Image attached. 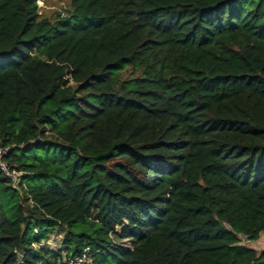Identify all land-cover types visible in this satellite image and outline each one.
Instances as JSON below:
<instances>
[{
    "label": "trees",
    "instance_id": "obj_1",
    "mask_svg": "<svg viewBox=\"0 0 264 264\" xmlns=\"http://www.w3.org/2000/svg\"><path fill=\"white\" fill-rule=\"evenodd\" d=\"M37 1L0 0V264H264V0Z\"/></svg>",
    "mask_w": 264,
    "mask_h": 264
},
{
    "label": "rangeland",
    "instance_id": "obj_2",
    "mask_svg": "<svg viewBox=\"0 0 264 264\" xmlns=\"http://www.w3.org/2000/svg\"><path fill=\"white\" fill-rule=\"evenodd\" d=\"M37 8L38 13L47 18H52L56 13H59L60 16H64L68 9V0H38ZM239 238L240 243L258 250L264 245V230L259 233L255 240H247L243 236H240ZM58 240L59 235L52 233L50 236V244L53 246V243Z\"/></svg>",
    "mask_w": 264,
    "mask_h": 264
},
{
    "label": "built area",
    "instance_id": "obj_3",
    "mask_svg": "<svg viewBox=\"0 0 264 264\" xmlns=\"http://www.w3.org/2000/svg\"><path fill=\"white\" fill-rule=\"evenodd\" d=\"M4 149L0 148V170L10 178L11 185L16 186L18 177L20 172L15 171L14 169L8 168L2 161V156L4 154ZM45 244L50 246V247H55L58 245V241H55L53 243V246L50 244V239L45 241ZM64 264H91L90 258L88 257L87 254V249L82 248V250L79 253H76L74 255H68L64 257Z\"/></svg>",
    "mask_w": 264,
    "mask_h": 264
}]
</instances>
